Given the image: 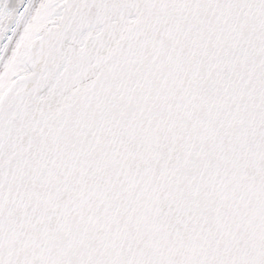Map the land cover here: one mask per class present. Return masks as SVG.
I'll return each instance as SVG.
<instances>
[{"label":"snow or ice","instance_id":"obj_1","mask_svg":"<svg viewBox=\"0 0 264 264\" xmlns=\"http://www.w3.org/2000/svg\"><path fill=\"white\" fill-rule=\"evenodd\" d=\"M0 264H264V0H0Z\"/></svg>","mask_w":264,"mask_h":264}]
</instances>
